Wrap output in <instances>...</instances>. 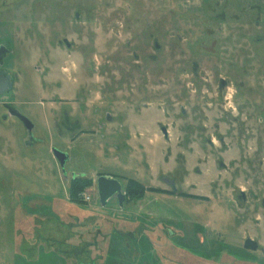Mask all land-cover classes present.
I'll return each instance as SVG.
<instances>
[{"label": "rangeland", "instance_id": "1", "mask_svg": "<svg viewBox=\"0 0 264 264\" xmlns=\"http://www.w3.org/2000/svg\"><path fill=\"white\" fill-rule=\"evenodd\" d=\"M263 6L0 0V42L20 61L26 109L42 102L43 137L29 153L0 129V189L15 176L32 192L19 203L0 191V264H167L168 235L190 252L194 236L204 241L214 253L203 264H264ZM63 111L81 125L73 136L60 133ZM53 150L67 155L63 168ZM99 175L134 181L138 200L102 207ZM73 176L91 184L89 203L77 197L85 216L64 210Z\"/></svg>", "mask_w": 264, "mask_h": 264}, {"label": "flooded vegetation", "instance_id": "2", "mask_svg": "<svg viewBox=\"0 0 264 264\" xmlns=\"http://www.w3.org/2000/svg\"><path fill=\"white\" fill-rule=\"evenodd\" d=\"M264 7V6H263ZM262 7V8H263ZM257 9H259L257 7ZM259 23V22H256ZM261 39V38H260ZM260 39H257L258 41ZM263 40V39H261ZM155 48L158 49L159 45L155 44ZM16 55L14 56V51L12 49V47H8V45H6L5 43H1L0 42V129H2L3 127H7L10 128V134L11 137L13 138H17V140L19 141V145L22 148H29L31 149L29 151V153H34L35 150H37L38 147V141H42L43 137L40 133L39 128H37L36 123L34 121H39L36 119V116L39 114H41L40 112V105L42 104V102H36L33 103L32 107L28 109H26L25 107V98H24V93L23 91H19L17 90L16 87V78L18 77L17 74L15 73V68L18 70V72H21L19 69V65H20V61H18L17 59H15ZM223 84L224 82L221 81ZM97 104V102H96ZM67 111V110H66ZM66 111H63L62 113V118L60 121H62V125L60 126V130H62L60 133L62 134H71L73 136V134L80 128V123L69 117L68 113ZM69 121H74V123H70ZM79 123V124H78ZM59 131V130H58ZM4 137L2 135H0V149H2L5 144H4ZM20 141H24L23 143H20ZM21 149V148H20ZM4 152V155L7 157V155L9 154L10 150L8 149L6 151V148L1 151ZM53 155H54V150H53ZM54 158L57 160V158L54 156ZM67 159L68 157L67 155L62 156V160ZM67 160L65 162V165L67 163ZM58 164L60 165L59 160ZM8 171H10V169H6V173H8ZM9 175V174H8ZM73 175H77V174H73ZM99 179L104 177L99 175L98 176ZM112 179H114L115 181H117L120 186H121V193H122V203L119 202V198L116 197V203L119 205V207L122 209L124 208V204L126 203V201H130V202H135L137 201V197L136 194H134L131 190L129 191L128 187L130 186V181H128V184H126V186H123L117 179V177L114 176H110ZM15 176H12L7 179H5V181L1 182V189L0 191L4 192V191H10L12 194H17L18 197L14 198L16 201H18L19 203H21L24 198H31L30 194H32V192H30V189L25 186V184L23 182H21L20 179H18V182L14 181ZM107 178V177H106ZM109 178V177H108ZM98 179V180H99ZM97 180V181H98ZM89 179H84L81 178L79 176H73L70 181L68 182V188H67V202L64 203V210L66 212L73 210V206H76L75 209L78 212L84 213L85 214L88 213V211H86L87 209L84 208L85 206L83 205L84 202H82L81 200L78 201L77 197L82 196L84 200H86L88 203L90 201V197L85 196V190L88 189L91 184L88 182ZM97 181L95 182V186L97 189ZM73 183H78L77 185L79 186H84L81 191L77 192L76 194H74L73 196L70 195V188L72 186ZM16 186V187H15ZM30 195V196H29ZM97 195H98V201L99 204L104 207L107 203L109 204L110 200L113 199L110 198L105 205H102L100 203L99 200V194H98V190H97ZM189 195H182V197H187ZM4 198L2 199V203L6 202V199L8 200L9 197L7 196H3ZM200 198V197H199ZM82 199V200H83ZM83 203V204H82ZM82 209V210H81ZM63 210V211H64ZM81 210V211H80ZM20 215L18 216L19 219H21V216H26V212H19ZM35 216V214H33ZM150 214L148 215H144V217H149ZM138 218V229L141 230L142 232L145 231L144 228L149 229L151 227L150 224V220L147 218ZM145 225V226H144ZM158 225L155 226V229L157 231ZM199 230V229H198ZM200 231V230H199ZM201 232V231H200ZM157 232H147V234L143 235L145 236L147 239H150V236L152 234H156ZM169 233V232H168ZM125 237H127L126 235H128L127 233H124ZM139 235H142V233L140 232ZM169 239V246L170 248H172V251L170 250L169 253H167L166 256V261L167 264H203L202 262V258L204 257H208L206 256L207 253H214L213 251H206V250H202V243H204V241H200L196 238V236H194V240L196 241V247L197 249H194L193 252H190V249H186V248H175V245H173V242L170 240L169 235L166 236ZM185 238V236H182ZM135 235L132 237L131 239H134ZM173 238V237H172ZM213 245H214V240H212ZM87 246L85 247V251L89 248H87L90 244L87 243ZM163 244V243H162ZM157 246L159 247V242H157ZM253 246H255V248H253ZM250 248H245V243H244V248L246 251H252V252H256L258 251L257 249V245L253 244L252 241L249 244ZM190 250V251H189ZM84 251V252H85ZM186 251V252H185ZM84 252H77L79 255L83 254ZM189 252V254H192L194 256V258H192L191 256H188V258H186V253ZM203 252V253H201ZM228 254H230L229 252H227ZM261 253L264 255V250L261 249ZM173 254H175L176 256H173ZM232 255V253L230 254ZM181 257V258H179ZM165 258V257H164ZM76 262L77 260H79L80 258H76ZM171 260H177L175 263H172ZM182 262V263H181Z\"/></svg>", "mask_w": 264, "mask_h": 264}, {"label": "water", "instance_id": "3", "mask_svg": "<svg viewBox=\"0 0 264 264\" xmlns=\"http://www.w3.org/2000/svg\"><path fill=\"white\" fill-rule=\"evenodd\" d=\"M54 156L59 160L61 168L64 167L65 162L67 159L62 160V156H65L64 153L54 150ZM97 190L99 194V200L102 205H105L106 202L112 198V197H117L119 198V202L122 203L121 198L122 193H121V186L120 184L112 179L111 177H102L97 181ZM251 243L250 240H247L245 242V248H250L249 244ZM255 248V246H253Z\"/></svg>", "mask_w": 264, "mask_h": 264}, {"label": "trees", "instance_id": "4", "mask_svg": "<svg viewBox=\"0 0 264 264\" xmlns=\"http://www.w3.org/2000/svg\"><path fill=\"white\" fill-rule=\"evenodd\" d=\"M78 183H73L71 188H70V195L73 196L74 194H76L77 192L81 191V189L85 186H79L77 185ZM137 188H141L140 185H138L137 183H135L134 181H130V186L128 187L129 191L131 190L132 192L134 190H137ZM135 194V192H133Z\"/></svg>", "mask_w": 264, "mask_h": 264}]
</instances>
